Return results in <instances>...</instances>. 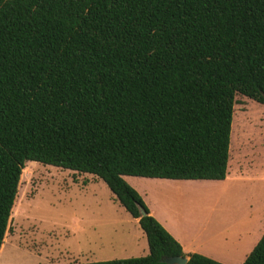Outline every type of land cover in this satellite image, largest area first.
<instances>
[{
	"label": "trees",
	"instance_id": "1",
	"mask_svg": "<svg viewBox=\"0 0 264 264\" xmlns=\"http://www.w3.org/2000/svg\"><path fill=\"white\" fill-rule=\"evenodd\" d=\"M237 95L264 106V0H0V249L36 162L101 180L146 239L69 264H221L185 254L123 177L224 180ZM242 264H264V233Z\"/></svg>",
	"mask_w": 264,
	"mask_h": 264
},
{
	"label": "rangeland",
	"instance_id": "2",
	"mask_svg": "<svg viewBox=\"0 0 264 264\" xmlns=\"http://www.w3.org/2000/svg\"><path fill=\"white\" fill-rule=\"evenodd\" d=\"M235 101L224 180L124 177L185 249L221 264H242L264 233V106L241 95ZM147 254L137 220L101 180L25 163L0 264L91 263Z\"/></svg>",
	"mask_w": 264,
	"mask_h": 264
},
{
	"label": "water",
	"instance_id": "3",
	"mask_svg": "<svg viewBox=\"0 0 264 264\" xmlns=\"http://www.w3.org/2000/svg\"><path fill=\"white\" fill-rule=\"evenodd\" d=\"M139 214L140 216H145V212L142 208H139ZM161 262L166 263V264H186V258L182 257H168V258H163Z\"/></svg>",
	"mask_w": 264,
	"mask_h": 264
},
{
	"label": "crops",
	"instance_id": "4",
	"mask_svg": "<svg viewBox=\"0 0 264 264\" xmlns=\"http://www.w3.org/2000/svg\"><path fill=\"white\" fill-rule=\"evenodd\" d=\"M123 179H124V177H123ZM144 179H148V178H144ZM149 180H160V179H149ZM162 226V225H161ZM163 228L179 243V240H178V238H176V236H174V234H172V232H170L169 230H167V228H165L164 226H163ZM180 244V243H179ZM181 245V247H182V250H183V252L185 253V254H189V253H195V251L194 250H191V249H185L184 248V246L182 245V244H180ZM216 261V260H215Z\"/></svg>",
	"mask_w": 264,
	"mask_h": 264
}]
</instances>
